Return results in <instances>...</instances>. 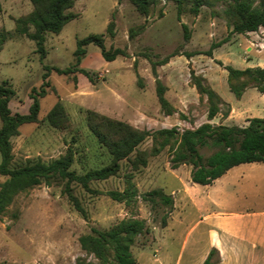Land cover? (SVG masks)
<instances>
[{
  "label": "rangeland",
  "instance_id": "rangeland-1",
  "mask_svg": "<svg viewBox=\"0 0 264 264\" xmlns=\"http://www.w3.org/2000/svg\"><path fill=\"white\" fill-rule=\"evenodd\" d=\"M1 1L0 83L7 82L15 92L10 101L13 113H29L33 102L31 93L42 86L44 75L49 73L46 94L39 98L37 122L21 126L19 135L12 138L15 166L38 160L49 163L67 154L73 156L72 170L79 175L110 165L112 155L89 126L91 113L150 132L171 128L182 132L204 123L245 126L252 117L264 118V97L256 89L246 96L247 108L234 102L233 109L229 103L231 112L227 118L219 114L209 120L206 98L200 97L198 102H193L196 94L190 93V87L195 88L192 74L203 77L210 85L204 77L207 74L224 100L235 101L228 86V74L219 62L237 69L264 67V50L259 51V44H264V28L252 33L251 37L231 35L220 2H213V8L203 7L199 16L191 14L188 6H184L179 18L177 5L168 1H161L149 16H144L128 0H76L71 12L77 18L61 33L46 34L47 54L41 58L35 42L18 30V20L34 10L31 1ZM112 23L115 37L108 33ZM184 25L190 41L185 39ZM28 29L34 32L33 26L29 25ZM90 35H104L107 51L120 48L127 56H119L106 64L99 47L86 46L87 54L78 67L97 73L94 82L81 73L64 76L46 70V67L67 69L75 66L78 42ZM228 37L229 41L224 43ZM247 38L254 43L249 44L252 50L247 46ZM218 43L222 44L215 49L220 60H212L204 53ZM189 53L201 54L194 55L191 62L184 55ZM166 59L174 61L171 66L174 70L162 79L158 74V79L164 85L172 79V88L176 85L186 91L184 114L177 112L166 116L157 98V78L152 63L157 64L158 72ZM52 111H55L54 122L49 121ZM100 120L93 117L96 123ZM153 147V139L148 138L132 154L131 160H134L138 154L147 153V166L138 171L132 169L129 157L120 162L116 176L91 183L90 190L71 185L87 218L69 200L65 181L43 183L18 195L0 219V264H79V260L99 263L94 255L83 251L81 236L92 233L93 229L110 230L131 218L145 220L150 228V233L139 237L132 246L138 264H162V261L172 264L170 261H174L179 252L174 240L175 203L191 184L192 166L173 169L169 146L158 155H154ZM213 152L211 148L201 150L205 157ZM130 175L139 197L128 206L113 200L108 193L128 188ZM5 180L6 177L0 175V185ZM194 186L206 193L205 186ZM154 189H162L172 196V210L159 200H144V195ZM182 205L187 211L185 203ZM165 215L168 217L166 227L162 222Z\"/></svg>",
  "mask_w": 264,
  "mask_h": 264
},
{
  "label": "trees",
  "instance_id": "trees-1",
  "mask_svg": "<svg viewBox=\"0 0 264 264\" xmlns=\"http://www.w3.org/2000/svg\"><path fill=\"white\" fill-rule=\"evenodd\" d=\"M34 6L33 12L27 17L18 20V30L27 35L36 44V51L41 58H45L46 34H59L77 15L71 12L76 0H29ZM120 2L123 0H119ZM135 7L137 12L149 16L153 7L161 1L173 2L178 7V16L188 6V11L198 16L203 7L213 8V2L222 3V15L228 24L230 34H248L258 32L264 28V0H128ZM3 12L2 1L0 0V14ZM23 25V27H22ZM34 28L30 32L28 26ZM114 24H110L108 33L115 37L113 32ZM185 30V39L190 41V35ZM132 37V35H130ZM229 41L226 39L224 43ZM95 45L101 49L103 58L107 62L115 61L119 56H127V52L117 48L106 50L104 35H90L78 42L75 52L76 65L67 69L46 67L48 72L55 71L59 75L68 76L75 73L85 75L91 82L95 81L97 73L81 69L78 66L87 54L85 49L88 45ZM222 44H213L211 49L204 53L212 57L213 50ZM201 54V53H196ZM196 54H184L191 58ZM170 59V58H169ZM169 59L162 64L169 62ZM228 72V86L237 100H241L248 89H256L264 94V67H248L237 69L231 65H224L219 62ZM153 74L157 78V98L162 111L166 116H172L178 111L166 98V87L158 79L157 64L152 63ZM49 73L44 75V82L39 89H33L31 93L32 105L28 114L13 113L10 108V101L15 96L14 90L7 82L0 83V175L6 180L0 185V219L7 213L15 198L43 183L51 184L55 180L66 182V194L69 200L84 218L87 213L82 207L79 199L73 194L72 184L80 185L90 190V184L95 181L107 180L116 176L120 171V162L130 157L131 167L138 171L141 167L147 166V153L138 154L134 160L131 156L136 149L148 138L154 141L153 153L160 154L169 146L172 158L171 166L178 169L182 165L192 166L191 181L194 184L207 186L213 184L217 179L224 176L232 168L241 164L263 163L264 164V118L254 117L248 120L247 126H226L204 123L196 129H185L182 132L178 128L160 129L155 132L139 130L128 123L113 120L95 113H91L89 126L98 137L99 142L105 146L112 155L113 161L110 165L100 169L91 170L83 175L72 170L74 158L71 154L62 156L49 163L28 161L22 166L14 165L12 138L19 135L20 127L25 124L35 123L40 112L39 98L46 94L49 86L47 81ZM192 84L201 98H206L208 104V119L212 120L222 114L228 117L231 112V105L226 102L203 77L191 75ZM55 111L49 115V121L54 122ZM183 117L182 114H180ZM92 117V118H91ZM93 117H99V123L93 121ZM205 148L214 149L210 156L205 157L201 150ZM129 186L123 192L111 191L109 196L118 202H124L130 206L139 197L138 190L132 183L130 175ZM144 200L157 202L171 210L174 207V200L171 195L166 194L162 189H154L144 195ZM167 215L163 218L164 227L167 226ZM150 228L147 222L142 219H127L119 222L110 230L100 231L93 229L92 233L83 235L80 244L83 251L94 257L99 263L79 260V264H138L132 254V246L139 237L148 235ZM220 257L218 251L213 249L203 264H218Z\"/></svg>",
  "mask_w": 264,
  "mask_h": 264
},
{
  "label": "crops",
  "instance_id": "crops-1",
  "mask_svg": "<svg viewBox=\"0 0 264 264\" xmlns=\"http://www.w3.org/2000/svg\"><path fill=\"white\" fill-rule=\"evenodd\" d=\"M246 36L251 37L252 33L245 34ZM247 39V46L252 50L253 47L249 44L254 43ZM259 45V51L264 50V44ZM193 58H190L191 62ZM210 59L220 60L219 52L215 50ZM173 63L171 60L162 66V70H158L161 79L173 72ZM204 77L212 88L218 91L207 74H204ZM172 83V79L166 81L165 96L178 113L184 114L187 104L186 91L176 85L172 88ZM190 89L193 96L196 94L193 102H198L200 95L196 88ZM250 90L252 89L245 92L241 100L225 101L230 103L233 109L234 102L247 108L249 105L245 100ZM261 95L264 97V94ZM194 185L191 181L189 188L176 199L174 240L178 243L179 252L176 259L170 262L203 264L210 252L216 249L220 257L218 264H264V164L248 163L236 166L213 184L205 186L206 193L200 192ZM183 203L187 211H184ZM167 262L169 261L161 263Z\"/></svg>",
  "mask_w": 264,
  "mask_h": 264
}]
</instances>
